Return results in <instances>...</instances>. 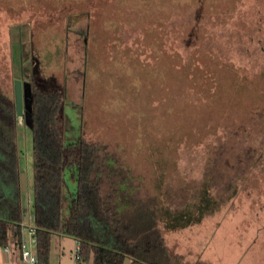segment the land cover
I'll use <instances>...</instances> for the list:
<instances>
[{"label": "rangeland", "instance_id": "1", "mask_svg": "<svg viewBox=\"0 0 264 264\" xmlns=\"http://www.w3.org/2000/svg\"><path fill=\"white\" fill-rule=\"evenodd\" d=\"M34 58L64 86L70 132L102 146L143 204L163 203L169 253L264 264V0H0L8 96ZM30 138L16 117L26 227ZM73 243L52 235L48 264H72Z\"/></svg>", "mask_w": 264, "mask_h": 264}, {"label": "trees", "instance_id": "2", "mask_svg": "<svg viewBox=\"0 0 264 264\" xmlns=\"http://www.w3.org/2000/svg\"><path fill=\"white\" fill-rule=\"evenodd\" d=\"M33 61L24 84L31 136L30 213L38 264H48L52 235L78 244V264H122L124 259L128 264H182L159 239L163 203L153 208L149 199L143 204L139 196L144 193L136 192L132 178L115 166L102 146L70 132L61 113L63 84L40 74L38 59ZM11 97L0 88V248L16 243L21 228Z\"/></svg>", "mask_w": 264, "mask_h": 264}, {"label": "built area", "instance_id": "3", "mask_svg": "<svg viewBox=\"0 0 264 264\" xmlns=\"http://www.w3.org/2000/svg\"><path fill=\"white\" fill-rule=\"evenodd\" d=\"M28 220L31 222L27 227L20 223V233L16 243L8 242L1 250L7 256H13L17 264H38L35 254V238L32 226V216L29 214ZM72 264H78V244L73 243V252L71 254Z\"/></svg>", "mask_w": 264, "mask_h": 264}, {"label": "water", "instance_id": "4", "mask_svg": "<svg viewBox=\"0 0 264 264\" xmlns=\"http://www.w3.org/2000/svg\"><path fill=\"white\" fill-rule=\"evenodd\" d=\"M27 91L28 90L25 84L21 83L19 80L13 81L12 92H13L14 115L15 117L22 116L26 126H28L29 128L28 105L26 102ZM20 180L21 177L19 176V185H20ZM20 189H22L21 185H20Z\"/></svg>", "mask_w": 264, "mask_h": 264}, {"label": "crops", "instance_id": "5", "mask_svg": "<svg viewBox=\"0 0 264 264\" xmlns=\"http://www.w3.org/2000/svg\"><path fill=\"white\" fill-rule=\"evenodd\" d=\"M20 191H21V189H20ZM27 213H28V215L31 214L30 213V208L28 209ZM12 260H14L15 261V264H17V262H16V260L14 259L13 256H7L5 253L2 252V250L0 248V264H11V261Z\"/></svg>", "mask_w": 264, "mask_h": 264}]
</instances>
